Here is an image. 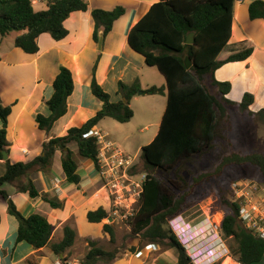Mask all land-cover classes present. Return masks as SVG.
Returning <instances> with one entry per match:
<instances>
[{
    "label": "trees",
    "instance_id": "trees-1",
    "mask_svg": "<svg viewBox=\"0 0 264 264\" xmlns=\"http://www.w3.org/2000/svg\"><path fill=\"white\" fill-rule=\"evenodd\" d=\"M237 1L242 0H158L134 24L127 36L128 46L140 54L148 66H154L163 75L166 86H150L141 89L138 79L118 82L122 99L112 101L110 95L95 77V65L90 82L91 93L102 102L101 109L81 126L70 127L62 136L49 138L42 144V153L27 162H10L5 159V171L0 176V196L7 201L8 213L18 222L16 243L26 242L34 249L49 246L60 255L70 248L76 233L69 225L63 227L59 242H50L54 227L43 214L36 212L24 216L4 189L14 184L18 192L31 198L41 197L52 208H60L62 202L38 192L34 182L27 177L32 171H45L53 165L60 151L61 167L66 181L80 183L78 160L69 144L75 143L79 157L89 159L98 169V143L94 136L86 134L102 119L109 117L119 123H127L134 112L130 100L142 91L149 95H166L167 101L155 137L141 147L140 157L147 172L138 207L128 217L130 233L141 241L166 244L176 248L178 264H190L185 249L178 240L169 220L193 205L191 195L206 197L215 194L227 210L220 222L222 236L229 241L231 255L241 264H264V240L256 238L238 220L237 203L233 202L220 184V177L231 165L250 164L264 176V154L261 152H231L228 107H236L248 116L264 118V108L253 112V94L245 92L239 102L227 97L231 90L229 81H218L214 73L225 63L247 59L252 47H244L219 60L220 53L228 44ZM86 0H47V8L35 10L32 0H0V37L13 31L19 32L14 46L26 53L39 51L38 38L48 33L54 40L68 35L64 21L73 12L88 11ZM250 20L264 21V1L253 0L248 5ZM126 12L122 5L112 9L90 10L94 21L92 38L97 43L98 33L106 36L113 24ZM193 32V43L186 38ZM191 62L185 67V59ZM209 81L212 91L207 85ZM53 93L46 105L50 113L37 114L38 128L49 131L53 124L67 112V99L74 89L72 72L60 66L53 82ZM10 106L0 99V160L2 152H8L10 143L6 137V123ZM65 148H67L65 150ZM108 215L107 208L99 206L89 210L86 219L99 223ZM104 230L114 240L112 224H103ZM81 260V264H97L101 258L112 253L104 252L93 242ZM26 264H38L32 258Z\"/></svg>",
    "mask_w": 264,
    "mask_h": 264
},
{
    "label": "crops",
    "instance_id": "crops-1",
    "mask_svg": "<svg viewBox=\"0 0 264 264\" xmlns=\"http://www.w3.org/2000/svg\"><path fill=\"white\" fill-rule=\"evenodd\" d=\"M157 1L86 0L88 11L73 12L64 21L68 35L57 41L50 34L43 33L38 38L39 51L35 54L26 53L14 46V39L19 32L13 31L0 37V99L4 106L11 108L5 127L6 137L10 143L7 152L10 162L32 160L42 153L43 142L51 137L64 135L70 127L81 126L101 109L102 102L90 91L94 65L95 77L100 86L109 93L112 101L122 99L118 92L119 81L129 83L138 79L141 89L166 86L162 74H156L154 68L146 65L144 58L127 44L130 29ZM251 1L253 0L236 2L232 34L227 44L235 41L245 47H252L251 55L242 61L225 63L214 73L218 81L231 83L232 87L227 97L236 102L242 99L245 92L253 94V103L264 97V21L249 19L247 8ZM117 5H122L126 12L114 22L112 30L104 36L103 48L99 51L92 38L94 21L90 10L112 9ZM33 7L35 10H44L47 8V0H38L37 6L33 4ZM226 47L220 53L219 60L238 51V47L232 48L231 51H227ZM60 66H65L72 72L74 89L67 99L66 114L47 132L38 128L35 117L39 113L43 115L50 113L46 100L53 93L52 82ZM137 96L139 95L136 94L131 100L137 99ZM145 97H148L145 101L153 100L152 103L159 112L164 113L166 95L155 94ZM108 119L112 118L102 119L94 128L101 130L109 138L110 133L105 124L109 123L107 125L113 127L118 124L116 120L112 119L109 122ZM0 127H3L1 119ZM156 134L152 135L150 141ZM76 147L75 143L69 144L71 150H75ZM60 156V151H57L51 168L45 171H32L27 177L34 182L40 194L60 200L63 209L50 207L41 197L31 198L27 193L18 192L14 184L4 185L9 197L24 216L39 212L48 218L54 230L65 225L73 228L68 222L79 209V214L83 211L86 217L89 210L99 206L105 207L103 205L105 201L96 200L99 195L96 186L99 177L94 164L95 172L88 170L83 176L78 166L77 171L81 180L75 185L66 181ZM4 171L5 161L0 160V176ZM84 187L91 188L90 198L78 193ZM222 218L223 216L220 221ZM207 223L208 221H205L203 225ZM91 224L103 227L101 222ZM17 227L16 218L8 213L7 201L0 196V264H26L27 258L36 260L38 264H48L49 255L55 256L49 246L34 249L24 241L16 243ZM130 245L135 246L134 251L120 256L114 264H178V252L174 247L141 241L139 238L131 239Z\"/></svg>",
    "mask_w": 264,
    "mask_h": 264
},
{
    "label": "rangeland",
    "instance_id": "rangeland-1",
    "mask_svg": "<svg viewBox=\"0 0 264 264\" xmlns=\"http://www.w3.org/2000/svg\"><path fill=\"white\" fill-rule=\"evenodd\" d=\"M32 2L35 6H37L38 0H33ZM235 47H238L237 49L240 50L245 46L242 43L239 44L238 42L233 41L231 44L227 45L226 50L231 51V49ZM152 67L155 72H157L156 74L161 75L156 67ZM207 85L210 89H212V91H215V89L211 87L209 81L207 82ZM138 95L137 99L131 100L130 103L134 112L133 117L130 121L124 124L116 122L118 124L116 127L107 125L109 123L105 124V127L110 133L109 138L106 136L105 139H111L110 141H112L114 145H120L125 149V152L129 153L131 156H135L138 170L145 171L143 161L140 157L141 147L149 143L152 135L157 133L163 111L159 112V109L152 103L153 100L147 99L145 101V98H148L145 96L149 94L142 93ZM263 108L264 97L258 99L257 102L253 103L249 107V109L253 112H258ZM108 120L111 122L112 119ZM228 120L229 136L231 140L229 153H248L256 151L264 154V118L260 119L256 116H248L246 113L240 112L236 107L229 106ZM145 126H147V128H145ZM72 151L75 158L78 160L79 171L82 176L84 175V172H88V170L95 172L91 160L79 157L77 147ZM243 179L246 182H251V184L253 183L259 186H264V176L259 172L257 167L250 164L228 166L219 181L225 190V195L228 194V196H230V185L232 182ZM101 184L102 182L99 179V183L97 182L96 185L99 195L96 200L102 202L105 201L103 202V205L108 210V215L102 219L101 223L112 224L115 231L114 240H110L109 234L103 227L101 228L98 224L89 223L83 211L80 212V216L79 209L68 222L73 226L76 233L74 244L60 256L56 254L55 256L52 254L49 255L47 261L48 264H54V260L56 261L59 258L66 260L77 259L81 261L89 251L91 246L90 244L92 242L104 252L113 254V258L105 256L104 258H101L97 264H114V261L116 259L118 260L120 256L134 251L133 248H135V246H131L130 242L131 239L138 237H135L130 233V227L127 221L130 213L137 209L138 202H136L132 196L122 197L123 199L115 198V196L112 195L109 196L107 193L108 191L101 187ZM78 193L82 194L85 198H90L92 195H90V193H92L91 188L89 189L88 187L81 188ZM196 196V192H194L191 195V197L194 198L193 205L186 211L181 212L180 215H182L185 220L194 222H198L203 219H205V221H208L209 219L210 222H221L220 218L221 216H224L227 208L219 202L217 196L213 193L203 198ZM119 202H121V205L117 206ZM59 209H63V205ZM109 217H111L112 220H109ZM80 224L81 228H79ZM62 237L63 228H55L52 242L54 243L60 241ZM226 243L228 245L229 241L226 240Z\"/></svg>",
    "mask_w": 264,
    "mask_h": 264
},
{
    "label": "built area",
    "instance_id": "built-area-1",
    "mask_svg": "<svg viewBox=\"0 0 264 264\" xmlns=\"http://www.w3.org/2000/svg\"><path fill=\"white\" fill-rule=\"evenodd\" d=\"M86 135L97 139V174L102 182L101 187L108 191L109 196L118 199L132 196L139 203L147 172L138 170L136 157L106 140V134L99 129L92 128ZM230 190L229 198L239 206L238 220L241 225L256 238L264 240V186L251 184L243 179L232 182ZM119 205L121 202L117 204ZM204 222L205 219L198 222L185 220L182 215L180 221L173 222V230L185 249L190 264H223L227 258H230L232 264H241L231 256L220 230V222L209 221L203 225ZM54 264H81V261L59 258Z\"/></svg>",
    "mask_w": 264,
    "mask_h": 264
},
{
    "label": "water",
    "instance_id": "water-1",
    "mask_svg": "<svg viewBox=\"0 0 264 264\" xmlns=\"http://www.w3.org/2000/svg\"><path fill=\"white\" fill-rule=\"evenodd\" d=\"M193 35L194 33L193 32H190L186 38V43L187 44H192L193 43ZM103 41H104V34L102 31H99L98 33V40H97V50L101 51L102 48H103ZM185 67L186 68H189L191 66V62L188 58L185 59ZM138 94H142V91H138L137 92ZM123 102H127V99L126 98H122ZM67 148H65L66 150ZM2 156H3V160L7 159L8 158V153L6 151H3L2 152ZM109 220H112L111 217L108 218Z\"/></svg>",
    "mask_w": 264,
    "mask_h": 264
},
{
    "label": "clouds",
    "instance_id": "clouds-1",
    "mask_svg": "<svg viewBox=\"0 0 264 264\" xmlns=\"http://www.w3.org/2000/svg\"><path fill=\"white\" fill-rule=\"evenodd\" d=\"M174 220L180 221V215H178L175 219L172 218V219L169 220V225L172 227V229L174 228V227L172 226Z\"/></svg>",
    "mask_w": 264,
    "mask_h": 264
},
{
    "label": "bare ground",
    "instance_id": "bare-ground-1",
    "mask_svg": "<svg viewBox=\"0 0 264 264\" xmlns=\"http://www.w3.org/2000/svg\"><path fill=\"white\" fill-rule=\"evenodd\" d=\"M223 264H232L230 258L225 259Z\"/></svg>",
    "mask_w": 264,
    "mask_h": 264
}]
</instances>
